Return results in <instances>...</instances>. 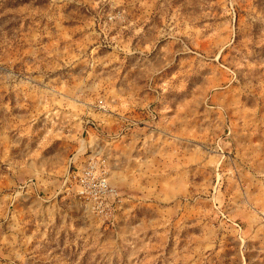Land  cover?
<instances>
[{
  "label": "rangeland",
  "instance_id": "obj_1",
  "mask_svg": "<svg viewBox=\"0 0 264 264\" xmlns=\"http://www.w3.org/2000/svg\"><path fill=\"white\" fill-rule=\"evenodd\" d=\"M263 215L264 0H0V264H264Z\"/></svg>",
  "mask_w": 264,
  "mask_h": 264
},
{
  "label": "built area",
  "instance_id": "obj_2",
  "mask_svg": "<svg viewBox=\"0 0 264 264\" xmlns=\"http://www.w3.org/2000/svg\"><path fill=\"white\" fill-rule=\"evenodd\" d=\"M108 173L105 160L95 155H89L76 171L71 170L70 164L67 172V181L74 187L75 194L87 200L94 211L106 216L112 206L110 198L115 195Z\"/></svg>",
  "mask_w": 264,
  "mask_h": 264
}]
</instances>
